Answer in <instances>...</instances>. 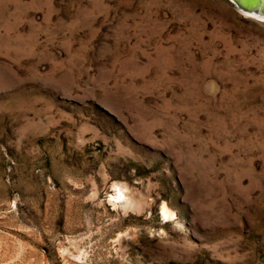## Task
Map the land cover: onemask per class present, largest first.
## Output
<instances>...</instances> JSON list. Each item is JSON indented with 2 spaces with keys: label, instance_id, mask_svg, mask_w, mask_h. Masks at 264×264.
<instances>
[{
  "label": "rangeland",
  "instance_id": "374dc122",
  "mask_svg": "<svg viewBox=\"0 0 264 264\" xmlns=\"http://www.w3.org/2000/svg\"><path fill=\"white\" fill-rule=\"evenodd\" d=\"M0 264H264V23L0 0Z\"/></svg>",
  "mask_w": 264,
  "mask_h": 264
},
{
  "label": "water",
  "instance_id": "95a60500",
  "mask_svg": "<svg viewBox=\"0 0 264 264\" xmlns=\"http://www.w3.org/2000/svg\"><path fill=\"white\" fill-rule=\"evenodd\" d=\"M238 8L253 12L256 14H264V0H230Z\"/></svg>",
  "mask_w": 264,
  "mask_h": 264
},
{
  "label": "bare ground",
  "instance_id": "6f19581e",
  "mask_svg": "<svg viewBox=\"0 0 264 264\" xmlns=\"http://www.w3.org/2000/svg\"><path fill=\"white\" fill-rule=\"evenodd\" d=\"M233 3V2H232ZM235 5V4H234ZM236 6V5H235ZM237 7V6H236ZM238 8V7H237ZM238 9H240V8H238ZM242 12H243V14L245 15V16H248V17H251V18H253V19H255V20H257V21H259V22H263L264 23V14H256V13H253V12H249V11H246V10H243V9H240ZM162 212H163V215L165 216V217H169V215H170V213H169V211H168V209H167V207L166 206H163L162 207Z\"/></svg>",
  "mask_w": 264,
  "mask_h": 264
}]
</instances>
